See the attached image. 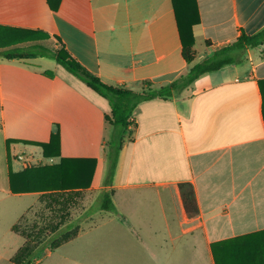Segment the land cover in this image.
Instances as JSON below:
<instances>
[{"label":"crops","instance_id":"1","mask_svg":"<svg viewBox=\"0 0 264 264\" xmlns=\"http://www.w3.org/2000/svg\"><path fill=\"white\" fill-rule=\"evenodd\" d=\"M197 5L187 62L172 0H0V264L24 244L13 227L60 189L95 199L78 236L37 264H264V46L140 102L110 183L109 101L49 55L64 47L109 87L155 92L264 29V0ZM105 191L114 210L99 208Z\"/></svg>","mask_w":264,"mask_h":264},{"label":"trees","instance_id":"2","mask_svg":"<svg viewBox=\"0 0 264 264\" xmlns=\"http://www.w3.org/2000/svg\"><path fill=\"white\" fill-rule=\"evenodd\" d=\"M172 4L178 24L180 41L183 47V57L187 62H192L195 57L193 27L200 23L197 0H172ZM47 38L48 37L45 36L44 39ZM262 46H264V29L253 36L247 35L242 31L236 41L223 50L216 52L212 57L194 66L187 75L180 77L168 87L155 92L144 91L142 93H135L129 90L113 88L105 85L83 68L64 47L49 52V55H51L60 66L74 76L80 78L91 89L101 93L109 101L112 116L106 117V121L115 127L111 140L108 143L109 169L107 182L110 183L122 147L123 138L129 127V123L127 122L128 116L133 113L134 109L140 102L153 99L156 96L170 97L173 91L181 92L189 88L202 76L218 71L225 66L238 63L248 49H255ZM3 56L7 59L22 58L9 52L4 53ZM44 75L49 78L53 77L52 72H46ZM59 138L58 133L53 134L48 144L40 145L44 150L45 156H47V150L50 147L56 146V148H59ZM43 170L47 171L48 169ZM31 171L39 172L41 169H31L24 174ZM60 190L61 192H64L66 189ZM181 191L186 210L188 213L196 214L197 204L192 188L188 185H184L181 186ZM112 195V191H105L101 194L99 199L100 209L104 211L114 210ZM24 219L25 216L22 217L18 224L13 227V232L24 239L23 246L10 260L13 264H37L42 259L44 251L56 250L63 244L74 240L80 232V228L77 226L72 231L64 234L60 239L53 240L52 238L55 234L60 232L68 221L67 216L63 215L60 220L52 226L47 233H45V238L35 242L33 239H30L29 236H25V234L19 231Z\"/></svg>","mask_w":264,"mask_h":264},{"label":"rangeland","instance_id":"3","mask_svg":"<svg viewBox=\"0 0 264 264\" xmlns=\"http://www.w3.org/2000/svg\"><path fill=\"white\" fill-rule=\"evenodd\" d=\"M94 199L95 195L83 191L41 195L36 200L35 205L26 214L19 231L25 234V236H29L30 239H33L35 242L42 240L45 238V233H47L63 215H66L68 221L65 226L52 238L53 240L60 239L64 234L76 228L75 225L79 221L76 220L78 217L82 214L83 217H85L91 211H86V209L91 205ZM20 242L22 241L20 240Z\"/></svg>","mask_w":264,"mask_h":264},{"label":"built area","instance_id":"4","mask_svg":"<svg viewBox=\"0 0 264 264\" xmlns=\"http://www.w3.org/2000/svg\"><path fill=\"white\" fill-rule=\"evenodd\" d=\"M18 160H24V157H23V155H20V156H18Z\"/></svg>","mask_w":264,"mask_h":264}]
</instances>
